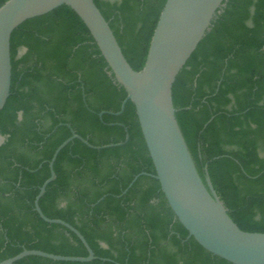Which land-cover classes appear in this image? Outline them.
<instances>
[{
  "label": "trees",
  "instance_id": "obj_1",
  "mask_svg": "<svg viewBox=\"0 0 264 264\" xmlns=\"http://www.w3.org/2000/svg\"><path fill=\"white\" fill-rule=\"evenodd\" d=\"M8 0H0L2 7ZM135 71L145 65L166 0H93ZM25 49V52L22 50ZM10 95L0 111V262L26 250L89 263L26 257L15 264H230L202 249L175 218L155 178L134 105L88 29L68 7L25 21L10 38ZM197 171H205L240 230L264 233V0H227L172 89ZM67 125L69 127H67ZM129 138L126 141L125 137ZM128 189L124 194L123 192Z\"/></svg>",
  "mask_w": 264,
  "mask_h": 264
},
{
  "label": "water",
  "instance_id": "obj_2",
  "mask_svg": "<svg viewBox=\"0 0 264 264\" xmlns=\"http://www.w3.org/2000/svg\"><path fill=\"white\" fill-rule=\"evenodd\" d=\"M226 1L166 0L150 41L145 65L141 71H135L93 0H8L0 7V111L10 95V38L13 31L25 21L46 15L58 7L70 8L88 29L116 83L127 94L119 112H101L99 118L104 114L120 115L130 101L154 166V175L142 173L136 176L128 189L141 175L155 178L175 218L202 249L230 264H264V233L244 232L232 221L212 186L207 166L203 182L178 124L172 101V89L178 74ZM128 138L126 134L125 140ZM75 139L94 150L122 145L95 147L72 132L71 137L55 150L48 164L50 177L35 198L34 211L44 222L60 225L73 233L88 255L69 257L24 249L0 264H15L30 256L69 263H89L96 259L77 229L65 221L47 218L39 207L40 198L55 179L53 165L57 155ZM0 141L4 142V137H0Z\"/></svg>",
  "mask_w": 264,
  "mask_h": 264
},
{
  "label": "rangeland",
  "instance_id": "obj_3",
  "mask_svg": "<svg viewBox=\"0 0 264 264\" xmlns=\"http://www.w3.org/2000/svg\"><path fill=\"white\" fill-rule=\"evenodd\" d=\"M112 1H115V0H112ZM3 142L2 141H0V145L2 144Z\"/></svg>",
  "mask_w": 264,
  "mask_h": 264
}]
</instances>
